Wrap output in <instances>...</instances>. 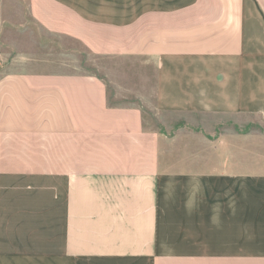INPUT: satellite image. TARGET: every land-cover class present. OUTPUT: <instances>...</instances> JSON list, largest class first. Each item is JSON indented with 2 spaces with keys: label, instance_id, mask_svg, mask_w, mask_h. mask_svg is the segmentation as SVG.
<instances>
[{
  "label": "crops",
  "instance_id": "0c3cea01",
  "mask_svg": "<svg viewBox=\"0 0 264 264\" xmlns=\"http://www.w3.org/2000/svg\"><path fill=\"white\" fill-rule=\"evenodd\" d=\"M109 88L247 156L166 177ZM0 264H264V0H0Z\"/></svg>",
  "mask_w": 264,
  "mask_h": 264
},
{
  "label": "rangeland",
  "instance_id": "374dc122",
  "mask_svg": "<svg viewBox=\"0 0 264 264\" xmlns=\"http://www.w3.org/2000/svg\"><path fill=\"white\" fill-rule=\"evenodd\" d=\"M82 55L83 66L95 71L94 67H90L93 63ZM109 93L111 105L140 108L147 125L160 136L161 173L166 177L201 176L207 173L205 165L221 161L222 155L218 153V147L220 141L225 142L223 135L220 136L225 131L241 135L239 147L247 149L242 157L247 156L246 152L251 145L247 136L249 131H255L254 125L247 126L250 122L237 121L227 126L226 122L215 116L161 113L155 110L151 100L143 104L131 97H118L112 88H109ZM229 146L233 147L232 143Z\"/></svg>",
  "mask_w": 264,
  "mask_h": 264
}]
</instances>
